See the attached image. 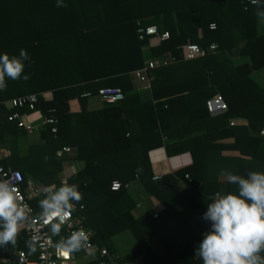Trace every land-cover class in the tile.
Wrapping results in <instances>:
<instances>
[{"label":"trees","instance_id":"16d2710c","mask_svg":"<svg viewBox=\"0 0 264 264\" xmlns=\"http://www.w3.org/2000/svg\"><path fill=\"white\" fill-rule=\"evenodd\" d=\"M65 3L67 7L58 8L56 0H0V55L18 56L25 49L31 58L24 68L30 79L7 80V88L0 91V147L10 150L0 158L1 164L19 174L21 188L30 179L42 189L62 184L64 161H83L84 166L67 179L82 193L72 212L107 254L76 259L77 264L102 260L121 264L140 253L145 264H202L194 255L211 224L202 218L207 203L215 193L237 192L236 185L217 182L218 173L228 170L246 177L250 171H264V87L250 77L252 71L264 67V33L257 31L255 6L243 0ZM138 23L157 25L169 38L152 44L146 37L138 39ZM210 23L215 28H209ZM192 43L205 49V54L185 59L187 45ZM212 43L217 44L214 50L208 49ZM223 51L227 56H222ZM167 53L177 61L152 69L151 98L138 100L129 94L132 72L147 59ZM235 56L245 60L234 62ZM105 87L119 88L123 99L102 102L98 91ZM29 94H37L33 109L4 104ZM216 94L226 109L211 117L206 100ZM91 98L100 100L102 106L87 108ZM15 110L20 116L8 120ZM46 116L56 118V132L40 124ZM231 118L246 124L230 125ZM179 119L184 124L212 120L216 125L210 130L202 128L205 123L195 131L173 135ZM27 123L37 127L28 131ZM222 137H233V142H215ZM63 145L74 146L75 152L58 157L55 151ZM160 146L168 156L189 151L192 163L174 175L153 180L148 151ZM223 148L237 150L240 156H223ZM113 179L122 185L137 179L163 203L153 225L143 229L130 210L116 212V203L129 186L112 191ZM178 184L182 188L177 191ZM42 198L40 191L30 200L32 215H38ZM123 230L134 235L138 246L118 258L110 238ZM61 234L67 236L64 227ZM151 236L164 244L159 255L149 245ZM28 239L22 228L15 246L33 260L36 252H29ZM80 252H74L76 257Z\"/></svg>","mask_w":264,"mask_h":264},{"label":"clouds","instance_id":"9594fccd","mask_svg":"<svg viewBox=\"0 0 264 264\" xmlns=\"http://www.w3.org/2000/svg\"><path fill=\"white\" fill-rule=\"evenodd\" d=\"M255 6L254 15L264 23V0H250ZM56 7H67L65 0H56ZM247 10V9H245ZM25 49L19 55H0V91L7 88V80L27 81L25 61H30ZM226 182L237 186V192L217 194L207 203L203 219L211 223L204 238L195 250V257L202 264H264V171H250L247 176L224 170ZM43 198L38 201L39 221L48 228L52 247L63 255L87 250L89 235L84 230L62 235L75 205L82 199L76 184L62 183L44 186ZM32 210L22 204L15 187L6 179H0V247L15 246L21 229L32 225ZM30 253L38 250L39 237L26 240Z\"/></svg>","mask_w":264,"mask_h":264},{"label":"built area","instance_id":"2783aa9c","mask_svg":"<svg viewBox=\"0 0 264 264\" xmlns=\"http://www.w3.org/2000/svg\"><path fill=\"white\" fill-rule=\"evenodd\" d=\"M244 2L245 4H251L250 0H243V3ZM209 28L211 29L215 28V24L210 23ZM136 33L138 39H144L146 37L147 39L150 40L151 44L153 42L164 41L169 38L167 31H159L157 25H153V24L142 26L141 24L138 23L136 27ZM216 48H217L216 43H212L208 47V49L210 50H214ZM186 50L187 51H186L185 59H192L195 57L203 56L205 54V49L193 43L188 44ZM176 61L177 59L173 55L168 53L160 57L149 58L144 62V65L141 68L134 70L132 72V75L139 81L144 82L147 85H150V82L153 78L152 69L160 66H166ZM98 94L101 101L108 104L116 103L117 101L123 99L124 97L121 90L117 87L101 88L99 89ZM42 96H45V94L42 93ZM36 101H37V94H29V95H22L11 98L5 101L4 104L8 108L27 107L28 109H33L34 103ZM206 107L209 111H213L217 109L224 111L226 109V105L219 94H216L213 97L207 99ZM19 116L20 113L15 110L8 114L7 119L13 120L15 118H18ZM56 121L57 120L55 117L46 116L41 120L40 124H48L50 126V131L54 133L57 130ZM230 124H234V121H230ZM33 128H34L33 124L31 123L26 124V129L28 131H31ZM73 152H75V147L71 145H63L60 148L56 149L55 151L58 157H62L63 155H71ZM71 175H72L71 173L69 174L61 171L60 182L67 183V179ZM185 177H188V175H185ZM0 179L8 180L11 183V185L16 188L22 204L26 205L33 212V208L30 200L34 196H36L38 192L41 191V188L35 185L30 179L27 181L26 187L21 188L19 174L10 168L4 167L1 164V162H0ZM152 179L155 181L161 180L160 176L158 175H153ZM121 186L128 187L129 183H124L122 185V183L119 180L113 179L109 184V189L112 191H116L119 190ZM217 194L218 193L214 194V198L216 197ZM79 208H82V205H80ZM156 216L157 213L156 212L153 213V217ZM33 218H34V223L32 225L25 226L23 229L25 230L26 234L29 236V239L33 235L39 237L38 250L36 252V256L34 260H29L27 256V252L25 250L17 247L10 249V247L8 246L7 248L1 247L3 255L0 257V263L77 264V260H76L77 257L75 253H71L65 256L52 247V242H54V240L53 237L48 232V228L39 221L38 215H33ZM64 229L67 235H69L73 231H78V230H84L87 232V234L89 235L88 247L87 250H81V252L85 254H90L92 259H96L97 257H102L107 254V249L105 247H99L91 240L93 236V232L87 229L84 226L82 220L73 215V212H71L70 217L64 226ZM210 229H211V224L207 226V231H209ZM100 264H106V263L102 260Z\"/></svg>","mask_w":264,"mask_h":264},{"label":"crops","instance_id":"0c3cea01","mask_svg":"<svg viewBox=\"0 0 264 264\" xmlns=\"http://www.w3.org/2000/svg\"><path fill=\"white\" fill-rule=\"evenodd\" d=\"M257 31L259 34L264 33V23H259L258 20H257ZM222 56L223 57L227 56V52L223 51ZM243 60H245V58L242 56L233 57L234 62H242ZM255 75H257V77H255ZM250 77L257 85L264 87V67L252 71ZM131 79H132L133 90L132 92L130 91L131 93L129 94H131L133 97H136V99L138 100H146L151 98L150 85H147L146 83L137 80L135 77H131ZM46 96L48 97V93L46 94ZM101 106L102 103L100 100H98L97 98H91L88 101L87 108L97 109ZM207 111L211 117L223 112L220 109L213 111H209L207 109ZM179 121L182 120L179 119L174 124L175 130L173 132V135H178L179 133H182L185 130H190V129H193L195 131L201 128L202 125L205 123L206 124L203 125L202 128L206 127L210 130L212 129V127H214V125H216V123L213 122L212 120L210 121L207 120V122L205 121L202 124L201 121L199 120L192 121V123H188V124L187 123L184 124ZM230 121H234V124H230V125L246 124V121L243 119L231 118L229 120V123ZM33 125L34 127H37L36 124ZM132 129L134 130L136 129L135 125L132 126ZM215 142L222 144H226V143L229 144L233 142V137H222L220 139H217ZM9 154H10V150L8 146L0 147L1 158L7 157ZM220 154L227 157L240 156L239 151L229 148L221 149ZM148 156H149L153 175H158L160 176L161 179L169 175H174L176 171L192 163V156L189 151H184L175 155L168 156L164 146L150 149L148 151ZM83 166H84L83 161L78 159H69L63 162L61 171L69 174L70 173L74 174ZM217 182L225 183L226 177L222 173H218ZM180 184L183 185V181H181ZM36 185L40 187V184H36ZM182 185L178 184L176 190L177 191L180 190L182 188ZM116 208H117L116 212L130 210L133 213L139 226L145 229L153 225V223L156 221V219L163 211L164 205L155 196H152L150 193H148V191L144 188L141 182L135 179L130 182L129 187L125 191L123 197L120 199L119 202L116 203ZM155 212L157 213V216L153 217V213ZM110 241L114 253L118 258H122L123 256H125L127 253L131 252L138 246V242L135 239L134 235L128 230H123L114 234L113 236H111ZM148 242L155 255H159L164 251L163 242L160 241L156 236H151ZM15 247L16 246L14 247L12 246L10 247V249ZM2 255L3 252L0 247V257ZM143 255H144L143 253H140L138 256L130 260H127L121 264H145V262L142 259ZM77 259L78 261H83L92 258L90 254H85L80 252L79 256H77Z\"/></svg>","mask_w":264,"mask_h":264},{"label":"rangeland","instance_id":"374dc122","mask_svg":"<svg viewBox=\"0 0 264 264\" xmlns=\"http://www.w3.org/2000/svg\"><path fill=\"white\" fill-rule=\"evenodd\" d=\"M255 77H257V75H255Z\"/></svg>","mask_w":264,"mask_h":264}]
</instances>
